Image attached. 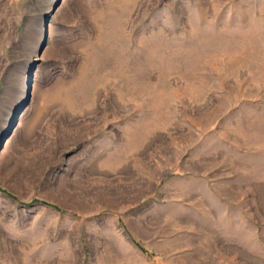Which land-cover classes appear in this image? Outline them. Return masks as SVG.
I'll return each instance as SVG.
<instances>
[{
  "label": "rangeland",
  "instance_id": "374dc122",
  "mask_svg": "<svg viewBox=\"0 0 264 264\" xmlns=\"http://www.w3.org/2000/svg\"><path fill=\"white\" fill-rule=\"evenodd\" d=\"M59 1L0 0V264H264V0Z\"/></svg>",
  "mask_w": 264,
  "mask_h": 264
},
{
  "label": "water",
  "instance_id": "95a60500",
  "mask_svg": "<svg viewBox=\"0 0 264 264\" xmlns=\"http://www.w3.org/2000/svg\"><path fill=\"white\" fill-rule=\"evenodd\" d=\"M60 1H61V0H60ZM60 1H59L58 3H60ZM31 79H32V78H30V79L28 80V84H29V91L31 90V86H32V84H31ZM29 91H28V92H29ZM28 92H27V94H28ZM15 124H16V123L14 122V125L12 126V128H11L10 132H7L6 136L11 134V132H12V131H13V129H14V126H15ZM6 136H4V137H6Z\"/></svg>",
  "mask_w": 264,
  "mask_h": 264
},
{
  "label": "bare ground",
  "instance_id": "6f19581e",
  "mask_svg": "<svg viewBox=\"0 0 264 264\" xmlns=\"http://www.w3.org/2000/svg\"><path fill=\"white\" fill-rule=\"evenodd\" d=\"M24 84H25V86H24V93H23V95L25 96V93L27 92V88H28V84L26 83V80L24 81Z\"/></svg>",
  "mask_w": 264,
  "mask_h": 264
}]
</instances>
